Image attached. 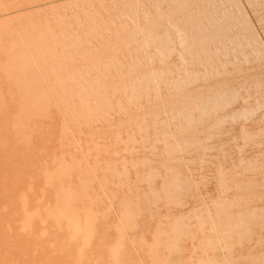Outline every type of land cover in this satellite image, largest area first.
<instances>
[{
  "label": "rangeland",
  "instance_id": "obj_1",
  "mask_svg": "<svg viewBox=\"0 0 264 264\" xmlns=\"http://www.w3.org/2000/svg\"><path fill=\"white\" fill-rule=\"evenodd\" d=\"M0 123V264H264V0H0Z\"/></svg>",
  "mask_w": 264,
  "mask_h": 264
},
{
  "label": "bare ground",
  "instance_id": "obj_2",
  "mask_svg": "<svg viewBox=\"0 0 264 264\" xmlns=\"http://www.w3.org/2000/svg\"><path fill=\"white\" fill-rule=\"evenodd\" d=\"M32 1H33V0H32ZM40 1H41V0H40ZM43 1H44V0H43ZM51 1H52V0H51ZM86 1H87V0H86ZM114 2H115V1H114ZM42 3H43V2H42ZM65 3H66V2H65ZM76 3H77V2H76ZM103 3H104V2H103ZM35 4H36V3H35ZM89 4H90V3H89ZM109 4H110V3H109ZM112 4H113V3H112ZM1 6H2V5H1ZM117 6H118V5H117ZM45 7H46V6H45ZM13 8H14V7H13ZM49 8H50V7H49ZM114 8H115V7H114ZM21 10H22V9H21ZM102 10H103V9H102ZM36 11H37V10H36ZM40 11H41V10H40ZM42 11H43V10H42ZM25 13H26V12H25ZM109 13H111V12H109ZM29 14H30V13H29ZM31 14H32V13H31ZM27 15H28V14H27ZM112 15H113V14H112ZM119 15H120V14H119ZM24 16H25V15H24ZM64 16H65V15H64ZM106 17H107V16H106ZM111 18H112V17H111ZM121 18H122V17H121ZM64 19H65V17H64ZM73 19H74V18H73ZM81 20H82V19H81ZM91 20H92V19H91ZM117 20H118V19H117ZM46 21H47V20H46ZM56 21H57V20H56ZM40 22H41V21H40ZM49 22H50V21H49ZM120 22H121V21H120ZM91 23H92V22H91ZM102 23H103V22H102ZM108 23H109V22H108ZM63 25H64V24H63ZM112 26H113V25H112ZM33 27H34V25H33ZM79 27H80V26H79ZM47 28H48V27H47ZM49 28H50V25H49ZM66 28H67V27H66ZM77 28H78V27H77ZM87 28H88V27H87ZM50 29H51V28H50ZM58 29H59V28H58ZM71 29H72V28H71ZM55 30H56V29H55ZM38 31H39V30H38ZM41 31L43 32V30H41ZM96 31H97V30H96ZM107 31H108V30H107ZM30 32H31V31H30ZM44 33H45V32H44ZM58 33H59V32H58ZM180 33H181V32H180ZM45 34H46V33H45ZM49 34H50V33H49ZM52 34H53V33H52ZM85 35H86V34H85ZM31 36H32V35H31ZM46 36H47V35H46ZM69 36H70V35H69ZM74 36H75V35H74ZM35 37H36V36H35ZM50 37H51V36H50ZM26 39H27V38H26ZM50 39H51V38H50ZM50 39H49V41H50ZM77 39H78V38H77ZM37 40H38V39H37ZM54 40H55V39H54ZM49 41H48V42H49ZM80 41H81V40H80ZM14 42H15V41H14ZM30 42H31V41H30ZM56 42H57V41H56ZM73 42H74V41H73ZM16 43H17V42H16ZM21 43H22V42H21ZM21 43H20V44H21ZM42 43H43V42H42ZM54 43H55V42H54ZM64 43H65V42H64ZM37 44H38V43H37ZM49 44H50V43H49ZM24 45H25V44H24ZM13 46H14V45H13ZM52 46H53V45H52ZM71 46H72V45H71ZM7 48H8V47H7ZM7 48H6V49H7ZM18 48H19V47H18ZM26 48H27V46H26ZM34 48H35V47H34ZM45 48H46V47H45ZM21 49H22V48H21ZM35 49H36V48H35ZM58 49H59V48H58ZM27 50H28V49H27ZM31 50H32V49H31ZM24 51H25V50H24ZM37 51H38V50H37ZM89 51H90V50H89ZM10 52H11V51H10ZM19 52H20V51H19ZM60 52H61V51H60ZM33 53H34V51H33ZM73 53H75V52H73ZM200 53H201V52H200ZM4 54H5V53H4ZM46 54H47V53H46ZM49 54H50V53H49ZM85 54H86V53H85ZM7 55H8V54H7ZM12 55H13V54H12ZM42 55H43V54H42ZM10 57H11V55H10ZM20 57H21V56H20ZM23 57H24V56H23ZM62 57H63V56H62ZM63 58H64V57H63ZM140 60H141V59H140ZM46 61H47V60H46ZM53 61H54V60H53ZM60 62H61V61H60ZM65 62H66V61H65ZM5 63H6V62H5ZM69 63H70V62H69ZM6 64H7V63H6ZM34 64H35V63H34ZM148 65H149V64H148ZM43 66H44V64H43ZM70 67H71V66H70ZM38 68H39V67H38ZM65 68H66V67H65ZM67 68H68V67H67ZM25 70H26V69H25ZM109 70H110V69H109ZM16 72H17V71H16ZM41 73H42V72H41ZM15 74H16V73H15ZM1 75H2V74H1ZM116 75H117V74H116ZM52 76H53V75H52ZM63 76H64V75H63ZM21 77H22V76H21ZM39 78H40V77H39ZM59 78H60V77H59ZM102 78H103V77H102ZM34 79H35V78H34ZM42 79H43V78H42ZM5 80H6V79H5ZM27 80H28V79H27ZM55 80H56V79H55ZM74 81H75V80H74ZM2 82H3V81H2ZM18 82H19V81H18ZM49 82H50V81H49ZM49 82H48V83H49ZM71 82H72V81H71ZM79 82H80V81H79ZM77 85H78V83H77ZM41 86H42V85H41ZM67 86H68V85H67ZM3 88H4V87H3ZM36 88H37V87H36ZM190 88H191V87H190ZM4 89H5V88H4ZM23 89H24V88H23ZM28 90H29V89H28ZM31 91H32V90H31ZM37 91H38V90H37ZM59 91H60V89H59ZM123 91H124V90H123ZM4 92H5V91H4ZM19 92H20V91H19ZM46 92H47V91H46ZM5 94H6V93H5ZM5 94H4V95H5ZM59 94H60V93H59ZM97 94H98V93H97ZM19 95H20V94H19ZM118 95H119V94H118ZM150 95H151V94H150ZM79 96H80V95H79ZM87 96H88V95H87ZM4 97H5V96H4ZM35 97H36V96H35ZM44 97H45V96H44ZM49 98H50V97H49ZM82 98H83V97H82ZM4 99H5V98H4ZM9 99H10V98H9ZM90 99H91V98H90ZM47 100H48V99H47ZM78 100H79V99H78ZM55 102H56V101H55ZM58 102H59V101H58ZM117 102H118V101H117ZM29 103H30V102H29ZM69 103H70V102H69ZM174 103H175V102H174ZM48 104H50V103H48ZM10 105H11V104H10ZM65 105H66V104H65ZM67 105H68V104H67ZM110 105H112V104H110ZM118 105H119V104H118ZM115 106H116V105H115ZM119 106H120V105H119ZM147 106H149V105H147ZM194 106H195V105H194ZM194 106H193V107H194ZM13 107H14V106H13ZM44 107L46 108V106H44ZM80 107H81V106H80ZM11 108H12V107H11ZM24 108H25V107H24ZM85 108H86V107H85ZM107 108H109V107H107ZM113 109H114V108H113ZM11 110H12V109H10V111H11ZM79 110H80V109H79ZM151 110H152V109H151ZM151 110H150V111H151ZM188 110H189V109H188ZM3 111H4V110H3ZM22 111H23V110H22ZM37 111H38V110H37ZM47 111H48V110H47ZM81 111H82V110H81ZM103 111H104V110H103ZM110 111H111V110H110ZM12 112H13V111H11V113H12ZM39 112H40V110H39ZM51 112H52V111H51ZM98 112H100V111H98ZM140 112H141V111H140ZM153 112H154V111H153ZM41 113H42V111H41ZM104 113H105V112H104ZM111 113H112V112H111ZM214 113H215V112H214ZM3 114H4V112H3ZM44 114H45V113H44ZM91 114H92V113H91ZM1 115H2V114H1ZM40 115H41V114H40ZM42 115H43V113H42ZM78 115H81V114H78ZM119 115H120V114H119ZM140 115H141V114H140ZM43 116H44V115H43ZM115 116H116V115H115ZM68 117H69V116H68ZM118 117H119V116H118ZM122 117H123V116H122ZM134 117H135V116H134ZM5 118H6V117H5ZM5 118H3V119H5ZM83 118H84V117H83ZM116 118H117V117H116ZM34 119H35V118H34ZM81 119H82V118H81ZM118 119H119V118H118ZM145 119H146V117H145ZM29 120L32 121L31 119H29ZM91 120H93V119L91 118ZM107 120H108V119H107ZM3 121H5V120H3ZM3 121H2V123H3ZM10 121H11V120H10ZM116 121H117V120H116ZM12 122H13V121H12ZM15 122H16V121H15ZM23 122H24V121H23ZM25 122H26V120H25ZM25 122H24V123H25ZM34 122H35V121H34ZM37 122H38V121H37ZM59 122H60V121H59ZM197 122H198V120H197ZM2 123H0V124H2ZM5 123H6V122H5ZM10 123H11V122H10ZM26 123H28V121H27ZM137 123H138V122H137ZM17 124H18V122H17ZM28 124H29V123H28ZM33 124H35V123H33ZM61 124H62V123H61ZM66 124H67V123H66ZM117 124H118V123H117ZM158 124H159V123H158ZM177 124H178V123H177ZM19 125H21V124H19ZM35 125H36V124H35ZM5 126H6V125H5ZM13 126H17V125L14 124ZM25 126H26V125H25ZM25 126H24V127H25ZM32 126H33V129H34V125H32ZM67 126H68V125H67ZM96 126H97V125H96ZM104 126H105V124H104ZM104 126H103V127H104ZM114 126H116V125H114ZM125 126H126V125H125ZM3 127H4V126H2V127H0V128L3 129ZM21 127H22V126H21ZM24 127H23V128H24ZM30 127H31V126H30ZM35 127H36V126H35ZM139 127H140V126H139ZM156 127H157V126H156ZM42 128H43V127H42ZM105 128H106V127H105ZM105 128H104V129H105ZM1 129H0V130H1ZM20 129H21V128H20ZM83 129H84V128H83ZM101 129H102V128H101ZM121 129H122V128H121ZM132 129H135V128H132ZM14 130H16V129L14 128ZM14 130H13V131H14ZM86 130H87V129H86ZM110 130H111V129H110ZM157 130H158V129H157ZM177 130H178V129H177ZM179 130H180V129H179ZM9 131H10V130H9ZM27 131H28V130H27ZM30 131H31V129H30ZM72 131H73V130H72ZM82 131H83V130H82ZM149 131H150V130H149ZM149 131H148V134H149ZM34 132H35V130H34ZM43 132H44V131H43ZM122 132H123V131H122ZM151 132H152V131H151ZM162 132H163V131H162ZM0 133H3V132H0ZM10 133H11V132H10ZM12 133H13V132H12ZM63 133H64V132H63ZM130 133H131V132H130ZM15 134H19V133H15ZM35 134H36V132H35ZM37 134H38V133H37ZM46 134H47V133H46ZM84 134H85V133H84ZM105 134H106V133H105ZM24 135H25V134H24ZM38 135H39V134H38ZM38 135H37V136H38ZM52 135H53V134H52ZM102 135H103V133H102ZM15 137H16V136H15ZM77 137H78V136H77ZM105 137H106V136H105ZM105 137H104V138H105ZM0 138H1V137H0ZM9 138H10V135H9ZM21 138H22V136H21ZM89 138H90V137H89ZM159 138H160V137H159ZM10 139H11V138H10ZM16 139H17V138H16ZM30 139H31V138H30ZM136 139H137V138H136ZM177 139H178V138H177ZM0 140H1V139H0ZM28 140H29V138H28ZM37 140H38V139H37ZM41 140H43V139H41ZM41 140H40V142H41ZM49 140H50V139H49ZM79 140H80V139H79ZM170 140H171V139H170ZM200 140H201V139H200ZM8 141H9V140L7 139V142H8ZM11 141H12V139H11ZM11 141H9V142H11ZM30 141H31V140H30ZM44 141H45V140H44ZM81 141H82V140H81ZM93 141H94V140H93ZM150 141H151V140H150ZM173 141H174V140H173ZM7 142H5V143H7ZM13 142H14V141H13ZM13 142H12V143H13ZM19 142H20V141H19ZM42 142H43V141H42ZM83 142H84V141H83ZM12 143H11V144H12ZM14 143H15V142H14ZM17 143H18V142H17ZM26 143H28V141H27ZM49 143H50V142H49ZM9 144H10V143H9ZM11 144H10V145H11ZM19 144H20V143H19ZM24 144H25V142H24ZM50 144H51V143H50ZM80 144H81V143H80ZM83 144H84V143H83ZM0 145H1V144H0ZM12 145H13V144H12ZM12 145H11V146H12ZM34 145H36V144H34ZM77 145H78V144H77ZM110 145H111V144H110ZM1 146H4V144L1 145ZM1 146H0V148H1ZM6 146H8V145H6ZM6 146H5V147H6ZM31 146H33V145H31ZM42 146H43V145H42ZM48 146H50V145H48ZM90 146H91V145H90ZM105 146H106V145H105ZM9 147H10V146H9ZM18 147H19V146H18ZM46 147H47V146H46ZM76 147H77V146H76ZM10 148H11V147H10ZM10 148H8V149H10ZM12 148H13V147H12ZM12 148H11V150H13ZM74 148H75V147H74ZM79 148H80V147H79ZM79 148H78V149H79ZM120 148H121V147H120ZM138 148H139V147H138ZM2 149H3V148H2ZM2 149H1V150H2ZM28 149H29V148H28ZM32 149H33V148H32ZM47 149H48V148H47ZM81 149H82V148H81ZM3 150H4V149H3ZM14 150H15V147H14ZM26 150H27V149H26ZM38 150H39V152H40V151L43 150V148H42V150H40V149H38ZM67 150H69V149H67ZM91 150H92V149H91ZM126 150H127V149H126ZM136 150H137V149H136ZM158 150H159V149H158ZM77 151H78V150H76L75 153H77ZM79 151H80V150H79ZM110 151H111V150H110ZM188 151H189V150H188ZM11 152H12V151H11ZM72 152H73V151H72ZM72 152H71V153H72ZM100 152H101V151H100ZM105 152H106V151H105ZM2 153H3V151H2ZM25 153H26V152H25ZM27 153H28V152H27ZM32 153H34V151H33ZM36 153H37V152H36ZM45 153H47V152H45ZM61 153H62V152H61ZM69 153H70V152H69ZM71 153H70V154H71ZM84 153H85V152H84ZM86 153H87V151H86ZM107 153H108V152H107ZM123 153H124V152H123ZM138 153H139V150H138ZM145 153H146V152H145ZM156 153H158V152H156ZM12 154H14V153L12 152ZM17 154H18V151H17ZM40 154H42V152L39 153V155H40ZM47 154H48V153H47ZM62 154H63V153H62ZM73 154H74V152H73ZM77 154H78V153H77ZM80 154H81V153H80ZM88 154H89V153H88ZM90 154H91V153H90ZM35 155H36V154H35ZM35 155H34V156H35ZM45 155H46V154H45ZM60 155H61V154H60ZM83 155H84V154H83ZM193 155H194V154H193ZM12 156H13V155H12ZM20 156H22V155H20ZM24 156H26V155L23 154V157H24ZM30 156H31V155H30ZM47 156H48V155H46V157H47ZM55 156H57V155H55ZM55 156H53V157H55ZM58 156H59V151H58ZM86 156H87V154H86ZM108 156H109V155H108ZM112 156H113V155H112ZM128 156H129V155H128ZM131 156H132V155H131ZM145 156H146V155H145ZM148 156H151V155H148ZM175 156H176V155H175ZM181 156H182V154H181ZM65 157H67V155H66ZM68 157H69V156H68ZM73 157H74V156H73ZM73 157H72V158H73ZM79 157H80V155H79ZM84 157H85V156H84ZM84 157H83V158H84ZM87 157H91V159H92V156H91V155H90V156H87ZM121 157H122V156H121ZM186 157H187V156H186ZM192 157H193V156H192ZM1 158H2V157H1ZM3 158H4V157H3ZM12 158H14V157H12ZM17 158H18V157H17ZM24 158H25V157H24ZM44 158H45V157H44ZM47 158H48V157H47ZM47 158H46V159H47ZM57 158H58V157H57ZM57 158H56V159H57ZM76 158L78 159V157H76ZM76 158H75V159H76ZM81 158H82V157H81ZM81 158H79V159H81ZM100 158H101V157H100ZM110 158H111V157H110ZM124 158H125V157H124ZM149 158H150V157H149ZM164 158H165V157H164ZM187 158H188V157H187ZM9 159H10V158H8V160H9ZM29 159H31V158H29ZM34 159L37 160L36 157H34ZM34 159H33V160H34ZM58 159H59V158H58ZM65 159H66V158H65ZM73 159H74V158H73ZM75 159H74V160H75ZM79 159H78V160H79ZM89 159H90V158H89ZM101 159H102V158H101ZM107 159H108V158H107ZM204 159H206V158H204ZM16 160H17V159H16ZM18 160H20V158H18ZM49 160H50V159H49ZM52 160H54V158H53ZM78 160H77V161H78ZM81 160H82V159H81ZM83 160H84V159H83ZM85 160H86V159H85ZM93 160H94V159H93ZM102 160H103V159H102ZM123 160H124V159H123ZM125 160H126V159H125ZM0 161H1V159H0ZM13 161H14V160H13ZM26 161H27V160H26ZM26 161H25V162H26ZM37 161H38V160H37ZM45 161H46V160H45ZM57 161H59V160H57ZM68 161H69V158H68ZM77 161H75V163H76ZM155 161H157V159H156ZM1 162H2V161H1ZM1 162H0V163H1ZM4 162H5V161H4ZM4 162H3V163H4ZM9 162H10V161H9ZM17 162H18V161H17ZM22 162H23L24 164H28V163H25L23 160H22ZM32 162H33V161H32ZM35 162H36V161H35ZM43 162H44V160H43ZM53 162H54V161H53ZM55 162H56V161H55ZM81 162H82V161H81ZM85 162H87V160H86ZM108 162H109V161H108ZM3 163H2V164H3ZM11 163L13 164L14 162L11 161ZM11 163H10V164H11ZM46 163H47V162H46ZM88 163H89V161H88ZM125 163H127V162H125ZM10 164H8V165H10ZM44 164H45V163H44ZM56 164H57V163H56ZM56 164H54V165H56ZM72 164H74V163H72ZM79 164H80V163H79ZM91 164H92V163H91ZM127 164H128V163H127ZM127 164H126V165H127ZM174 164H175V163H174ZM0 165H1V164H0ZM17 165H18V164H17ZM31 165H32V164H31ZM33 165L35 166L36 164L34 163ZM45 165H46V164H45ZM48 165H49V164H48ZM48 165H47V166H48ZM62 165H63V164H62ZM74 165H75V164H74ZM77 165H78V164H77ZM153 165H154V164H153ZM10 166H11V165H10ZM12 166H13V165H12ZM21 166H22V165H21ZM36 166H37V165H36ZM80 166H82V165H80ZM115 166H116V165H115ZM145 166H146V165H145ZM154 166H155V165H154ZM203 166H204V165H203ZM8 167H9V166H8ZM15 167L17 168V166H15ZM27 167H28V166H27ZM31 167H33V166H31ZM37 167H38V166H37ZM97 167H98V166H97ZM149 167H150V166H149ZM191 167H192V166H191ZM13 168H14V167H13ZM20 168H21V170H22L23 166L20 167ZM24 168H26V167H24ZM38 168H39V167H38ZM38 168H37V169H38ZM48 168H50V167H48ZM48 168H47V170L45 169L44 172H45V171H48ZM80 168H81V167H80ZM86 168H87V167H86ZM108 168H109V167H108ZM0 169H1V168H0ZM2 169H3V168H2ZM27 169H28V168H27ZM40 169H41V167H40ZM70 169H71V168H70ZM110 169H111V167H110ZM28 170H29V169H28ZM42 170H43V169H42ZM63 170H64V169H63ZM78 170H79V169H77V171H78ZM108 170H109V169H108ZM183 170H184V168H183ZM183 170H181V171H183ZM10 171H11V170H10ZM23 171H24V170H23ZM32 171H33V169H32ZM74 171H76V170H74ZM82 171H83V170H82ZM111 171H112V170H111ZM164 171H165V170H164ZM13 172H15V170H14ZM16 172H17V171H16ZM24 172H25V171H24ZM36 172H37V171H36ZM38 172L40 173L41 171H38ZM85 172H86V171H85ZM128 172H129V171H128ZM202 172H203V171H202ZM9 173H10V172H9ZM22 173H23V172H22ZM33 173L35 174V172H32V174H33ZM41 173H42V172H41ZM49 173H50V172H49ZM79 173L81 174V172H79ZM99 173H100V172H99ZM107 173H109V172H107ZM107 173H106V175H108ZM157 173H158V171H157ZM160 173H161V172H160ZM186 173H187V172H186ZM5 174H7V173H5ZM27 174H28V171H27ZM74 174H75V172H74ZM88 174H89V173H88ZM97 174H98V173H97ZM102 174H103V173H102ZM184 174H185V172H184ZM189 174H190V173H189ZM194 174H195V173H194ZM2 175H3V174H2ZM8 175H9V174H8ZM18 175H19V174H18ZM22 175H23V174H22ZM25 175H26V172H25ZM39 175H40V174H39ZM106 175H105V176H106ZM114 175H115V174H114ZM185 175H187V174H185ZM197 175H198V174H197ZM212 175H213V174H212ZM9 176H10V175H9ZM11 176H12V175H11ZM19 176H20V175H19ZM44 176H45V175H43V177H44ZM48 176H49V175H48ZM75 176H76V175H75ZM98 176H99V175H98ZM110 176H111V175H110ZM161 176H162V175H161ZM208 176H209V175H208ZM218 176H219V175H218ZM3 177H4V176H3ZM14 177H15V176H14ZM17 177H18V176H17ZM20 177L22 178V176H20ZM29 177H30V176H29ZM29 177H27V176L25 177V176H24L23 178L27 180V178H29ZM34 177H36V176L34 175ZM11 178H12V177H11ZM31 178H32V177H31ZM31 178H30V179H31ZM40 178H41V176H40ZM45 178H46V176H45ZM47 178H48V177H47ZM187 178H188V177H187ZM196 178H197V177H196ZM196 178H195V179H196ZM5 179H6V178H5ZM7 179H9V178H7ZM7 179H6V181H7ZM30 179H29V180H30ZM67 179H68V178H67ZM69 179L71 180V178H69ZM84 179H86V177H84ZM195 179H194V180H195ZM197 179H198V178H197ZM197 179H196V180H197ZM3 180H4V179H3ZM13 180H14V179H12V184L14 183ZM18 180H19V178H18ZM35 180H37V179H35ZM63 180H64V179H63ZM63 180H62V181H63ZM94 180H95V179H94ZM209 180H211V179H209ZM247 180H248V179H247ZM4 181H5V180H4ZM9 181H11V180H9ZM19 181H20V180H19ZM23 181H24V180H23ZM96 181H97V180H96ZM96 181H94V183H95ZM121 181H122V180H121ZM26 182H27V181H26ZM43 182H45V181L43 180ZM67 182H69V181H67ZM155 182H156V181H155ZM7 183H8V182H7ZM7 183H6V184H7ZM22 183H23V182H22ZM27 183L29 184V182H27ZM32 183H33V182H32ZM34 183H35V182H34ZM191 183H192V182H191ZM25 184H26V183H25ZM35 184H36V183H35ZM84 184H85V183H84ZM92 184H93V183H91V185H92ZM98 184H99V183H98ZM100 184H101V183H100ZM198 184H199V183H198ZM228 184H229V183H228ZM26 185H27V184H26ZM29 185H30V184H29ZM31 185H32V184H31ZM37 185H38V184H37ZM37 185H35V186H37ZM89 185H90V184H89ZM96 185H97V184H96ZM110 185H111V184H110ZM139 185H140V184H139ZM139 185H138V186H139ZM14 186H15V185H14ZM45 186H46V185H45ZM107 186H109V185H107ZM113 186H114V184H113ZM158 186H159V185H158ZM212 186H213V185H212ZM18 187H20L19 184H18ZM23 187H24V186H23ZM23 187H22V188H23ZM29 187H30V186H27L28 189H29ZM46 187H48V186H46ZM55 187H56V186H55ZM72 187H73V185H72ZM88 187H89V186H88ZM151 187H152V186H151ZM192 187H193V185H192ZM48 188H49V187H48ZM48 188H47V189H48ZM52 188H53V186H52ZM52 188H51V189H52ZM73 188H74V187H73ZM109 188H110V187H109ZM145 188H146V187H145ZM193 188H194V187H193ZM209 188H210V187H209ZM34 189H35V188H34ZM43 189H44V188H43ZM51 189H50V190H51ZM84 189H85V188H84ZM94 189H95V190H99L98 188H97V189L94 188ZM158 189H159V188H158ZM22 190H23V189H22ZM30 190H31V189H30ZM77 190H78V189H77ZM116 190H117V188H116ZM139 190H140V189H139ZM139 190H138V191H139ZM193 190H194V189H193ZM201 190H202V189H201ZM203 190H204V189H203ZM7 191H8V189H7ZM9 191H10V190H9ZM23 191H24V190H23ZM90 191H91V190H90ZM100 191H102V190H100ZM100 191L98 192L99 194H100ZM143 191H144V190H143ZM34 192H35V191H34ZM36 192H37V191H36ZM41 192H42V191H41ZM55 192H56V191H55ZM115 192H116V191H115ZM200 192H201V191H200ZM12 193H13V192H12ZM22 193H23V192H22ZM38 193H39V191H38ZM47 193H48V192H47ZM50 193H52V192L50 191ZM80 193H81V192H80ZM89 193H92V192H89ZM10 194H11V193L9 192V195H10ZM24 194H25V193H24ZM40 194H41V193H40ZM99 194H97V195H99ZM4 195H5V194H4ZM29 195H30V194H29ZM31 195H32V194H31ZM31 195H30V196H31ZM41 195H42V194H41ZM43 195L45 196L46 193H45V194L43 193ZM47 195H48V194H47ZM52 195H53V194H52ZM101 195H102V194H101ZM118 195H119V194H118ZM199 195H200V194H199ZM10 196H11V195H10ZM25 196H27V195H25ZM25 196H24V198H25ZM49 196H50V195H49ZM49 196H48V197H49ZM54 196H55V195H54ZM75 196H76V195H75ZM83 196H84V195H83ZM92 196H93V195H92ZM94 196H95V194H94ZM133 196H135V195H133ZM141 196H142V195H141ZM18 197H19V196H18ZM22 197H23V194H22ZM32 197H33V196H31V198H32ZM42 197H43V196H42ZM84 197H85V196H84ZM6 198H7V196H6ZM28 198H29V197H28ZM28 198H27V199H28ZM53 198H55V197H53ZM125 198H126V197H125ZM131 198H132V197H131ZM140 198H141V197H140ZM149 198H150V197H149ZM201 198H202V197H201ZM215 198H216V197H215ZM17 199H18V198H17ZM27 199H26V200H27ZM39 199H40V198H39ZM42 199H43V198H41V200H42ZM49 199H50V198H49ZM80 199H81V198H80ZM85 199H86V198H85ZM91 199H92V198H91ZM97 199H98V198H97ZM97 199H96V200H97ZM6 200L8 201L9 199H6ZM6 200H5V202H7ZM20 200H21V198H20ZM31 200H32V199H31ZM51 200H52V198L50 199V203H51ZM53 200H55V199H53ZM99 200H100V199H99ZM141 200H142V199H141ZM151 200H152V199H151ZM0 201H1V200H0ZM21 201H22V200H21ZM29 201H30V200H29ZM29 201H28V202H29ZM43 201H44V200H43ZM55 201H57V200H55ZM82 201H83V198H82ZM189 201H190V200H189ZM191 201H192V200H191ZM209 201H210V200H209ZM23 202H26V201L24 200ZM23 202H22V204H23ZM39 202H40V200H39ZM48 202H49V201H48ZM95 202H98V200L95 201ZM104 202H105V201H104ZM107 202H108V201H106V203H107ZM195 202H196V201H195ZM26 203H27V202H26ZM44 203H45V205H46V202H45V201H44ZM44 203H43V204H44ZM50 203H49V206H50ZM59 203H60V202H59ZM73 203H74V201H73ZM108 203H109V202H108ZM143 203H144V202H143ZM19 204H20V202H19ZM28 204H30V202L27 203V205H28ZM31 204H32V203H31ZM40 204H41V203H40ZM43 204H42V205H39V206H43ZM52 204H53V203H52ZM84 204H86V203H84ZM95 204H96V203H95ZM97 204H98V203H97ZM113 204H114V203H113ZM115 204H116V203H115ZM162 204H163V203H162ZM6 205H7V204H5V205H3V206H6ZM16 205H17V204H16ZM24 205H25V204H24ZM78 205H79V204H78ZM158 205H159V204H158ZM160 205H161V204H160ZM187 205H188V203H187ZM13 206H14V205H13ZM13 206H11V207H13ZM19 206H20V205H19ZM34 206H35V205H34ZM34 206H33V207H34ZM47 206H48V203H47ZM76 206H77V205H76ZM116 206H117V205H116ZM173 206H174V205H173ZM195 206H196V205H195ZM7 207H8V206H7ZM11 207H9L10 210H11ZM15 207H16V206H15ZM15 207H14V208H15ZM20 207H21V206H20ZM33 207H32V208H33ZM55 207H56V205H55ZM55 207H54V208H55ZM14 208H13V209H14ZM40 208H41V207H40ZM78 208H79V207H78ZM0 209H3V207H1ZM4 209H5V212L10 211L9 209H7V210H6V208H4ZM4 209H3V210H4ZM41 209H42V208H41ZM95 209H96V208H95ZM95 209H94V210H95ZM115 209H116V208H115ZM117 209H118V208H117ZM155 209H156V208H155ZM29 210H30V209H29ZM33 210H34V209H33ZM33 210H32V211H33ZM43 210H44V209H43ZM47 210H51V209H47ZM96 210H97V209H96ZM54 211H55V210H54ZM164 211H165V210H164ZM186 211H187V210H186ZM11 212H12V214H14V213H13V210H12ZM16 212H17V211H16ZM24 212H25V211H24ZM35 212H36V211H35ZM56 212H57V210H56ZM118 212H119V211H118ZM160 212H161V211H160ZM18 213H19V211H18ZM27 213H28V212H27ZM42 213H43V212H42ZM116 213H117V212H116ZM154 213H155V212H154ZM154 213H153V214H154ZM169 213H170V211H169ZM169 213H168V214H169ZM4 214H6V213H4ZM9 214H11V213L9 212ZM24 214H25V213H24ZM32 214H33V212H32ZM34 214H35V213H34ZM45 214H46V213H45ZM47 214H48V213H47ZM164 214H165V213H164ZM35 215H36V214H35ZM12 216H14V215H12ZM12 216H11V217H12ZM24 216H25V215H24ZM159 216H161V214H160ZM25 217H26V216H25ZM27 217H28V216H27ZM42 217H43V216H42ZM44 217H45V216H44ZM81 217H83V216H81ZM13 218H14V217H13ZM34 218H35V217H34ZM38 218H39V217H38ZM46 218H47V216H46ZM14 219H15V218H14ZM10 220H11V218H10ZM27 220H28V219H27ZM36 220H37V219H36ZM39 220H40V219H39ZM43 220H44V219H43ZM43 220H42V221H43ZM47 220H50V219L47 218ZM8 221H9V217H8ZM17 221H18V220H17ZM29 221H30V220H29ZM50 221H51V220H50ZM117 221H118V219H117ZM163 221H164V220H163ZM6 222H7V221H6ZM21 222H22V221H21ZM32 222H33V221H32ZM45 222H46V221H45ZM64 222H65V221H64ZM25 223H26V222H25ZM105 223H106V222H105ZM119 223H120V222H119ZM154 223H155V222H154ZM5 224H6V223H5ZM10 224H12V223H10ZM18 224H20V222H19ZM29 224H30V223H29ZM35 224H36V226H37V225H39L40 223L37 224V221H36ZM35 224H34V225H35ZM42 224H43V223H42ZM42 224H40V225H42ZM53 224H54V223H53ZM53 224H52V226H53ZM65 224H66V223H65ZM190 224H191V223H190ZM15 225H16V223H15ZM71 225H72V228H73V231H74V232H76V233L79 232V229H78V223H77L76 220H73V222H71ZM107 225H109V224H107ZM13 226H14V225H13ZM13 226H12V227H13ZM17 226H18V225H17ZM17 226H16V227H17ZM46 226H47V225H46ZM54 226H55V225H54ZM16 227H15V228H16ZM20 227H21V225H20ZM27 227H28V226H27ZM37 227H38V226H37ZM39 227H42V226H39ZM50 227H51V225H50ZM50 227H49V229H50ZM58 227H59V226H58ZM107 227H108V226H107ZM113 227H114V226H113ZM108 228H109V227H108ZM149 228H150V227H149ZM27 229H28V228H27ZM34 229H35V228H34ZM42 229H44V228L42 227ZM52 229L54 230V229H56V228H55V227H54V228L52 227ZM165 229H166V228H165ZM17 230H18V229H17ZM32 230H33V229H32ZM37 230H38V229H37ZM50 230H51V229H50ZM50 230L47 231V232H48V234L46 233L47 235L51 234V231H50ZM98 230H99V228H98ZM19 231H20V230H19ZM27 231H28V230H27ZM33 231L35 232V230H33ZM58 231H59V229H58ZM34 232H33V234H34ZM49 232H50V233H49ZM65 232H66V231H64V233H65ZM12 233H13V232H12ZM20 233H21V231H20ZM55 233H56V231H55ZM55 233H54V234H55ZM151 233H152V232H151ZM22 234H24V233H22ZM26 234H27V233H26ZM52 234H53V233H52ZM52 234H51V236H53ZM58 234H60V232H59ZM58 234H57V235H58ZM80 234H81V233H80ZM29 235H30V234H29ZM39 235H40V233H39ZM47 235H46V236H47ZM62 235H64V234L62 233ZM24 236H27V235H24ZM51 236H50V237H51ZM8 237H9V236H8ZM40 237H41V236H39V238H40ZM48 237H49V236H48ZM55 237H56V234H55ZM63 237H64V236H63ZM67 237H69V236L67 235ZM150 237H151V236H150ZM216 237H217V236H216ZM12 238H13V236H12ZM24 238H26V237H24ZM27 238H28V237H27ZM29 238H30V236H29ZM31 238H32V237H31ZM36 238H37V237H36ZM36 238H35V239H36ZM60 238H61V237H60ZM60 238L58 237V239H56V240H59ZM69 238H70V237H69ZM146 238H147V237H146ZM20 239H21V238H20ZM47 239H48V238H47ZM47 239H46V240H47ZM49 239H50V238H49ZM84 239H85V238H84ZM46 240H43V239H42L41 241H46ZM61 240H62V239H61ZM94 240H95V239H94ZM98 240H99V238H98ZM98 240H97V241H98ZM48 241H49V240H48ZM59 241H60V240H59ZM66 241H67V240H66ZM66 241H65V242H66ZM68 241H69V240H68ZM20 242H21V241H20ZM56 242H58V241H56ZM69 242H70V241H69ZM69 242H67V243H65V244H68ZM100 242H101V241H100ZM38 243H39V241H38ZM48 243H50V242H48ZM59 244H60V243H59ZM71 244H72V243H71ZM96 244H97V243H96ZM15 245H17L16 242H15ZM48 245H49V244H48ZM36 246H37V244H36ZM64 246H65V245H64ZM68 246H69V244H68ZM68 246H67V248L69 249ZM71 246H72V245H71ZM42 247H45L44 244H43ZM47 247H48V246H47ZM47 247H46V248H47ZM32 248H33V247H32ZM46 248H44V249H46ZM50 248H52V246H50ZM50 248H49V249H50ZM53 248H54V247H53ZM65 248H66V247H64V249H65ZM74 248H76V247H73L72 249H74ZM191 248H192V247H191ZM54 249H55V248H54ZM54 249H52L53 251H51V252H54ZM60 249H61V247H60ZM68 249H67V250H68ZM72 249H71V250H72ZM34 250H35V246H34ZM34 250H33V251H34ZM39 250H40V249H39ZM26 251L28 252L27 248H26ZM30 251H31V250H30ZM37 251H38V250H37ZM44 251H45V250H44ZM44 251L41 250V252H44ZM58 251H60V250H58ZM62 251H63V250H62ZM27 252H26V253H27ZM38 252H39V251H38ZM46 252H47V251H46ZM64 252H66V250H65ZM95 252H96V251H95ZM165 252H166V251H165ZM245 252H246V251H245ZM30 253L32 254V252H30ZM30 253H28V255H27V257H28L27 260L30 258V257H29V254H30ZM35 253H36V252H35ZM49 253H50V252H49ZM56 253H57V252H56ZM58 253H59V252H58ZM61 253H62V252H61ZM68 253L71 254V252H68ZM187 254H188V253H187ZM15 255H16V254H15ZM17 255H18V253H17ZM17 255H16V257H17ZM24 255H25V254H24ZM42 255H43V254H42ZM46 255H47V253H46ZM49 255H50V254H49ZM25 256H26V255H25ZM51 256L54 257V254H52ZM70 256H71V255H70ZM37 257H38V256H37ZM40 257H41V259H42V256H40ZM40 257H38V258L40 259ZM43 257H45V255H44ZM48 257H49V256H48ZM76 257H77V256H76ZM76 257H74V259H75ZM93 257H94V256H93ZM95 257H96V256H95ZM193 257H195V256H193ZM31 258H33V256H31ZM31 258H30V259H31ZM34 258H35V256H34ZM45 258H46V257H45ZM63 258H65V257H63ZM97 258H98V257H97ZM103 258H105V257H103ZM19 259H21V258H19ZM22 259H23V257H22ZM24 259H25V257H24ZM49 259H50V258H49ZM51 259H52V258H51ZM51 259H50V260H51ZM68 259H69V257H68ZM68 259H66V261H67ZM70 259H72V258H70ZM76 259H77V258H76ZM76 259H75V260H76ZM83 259H84V258H83ZM106 259H107V258H106ZM106 259H105V260H106ZM36 260H37V258H36ZM42 260H43V259H42ZM58 260H59V258H58ZM58 260H56V261L59 262L60 260H59V261H58ZM78 260H80V258H79ZM99 260H100V259H99ZM106 261H107V260H106ZM20 262H21V260H20ZM31 262L33 263V261H31ZM35 262H36V261H35ZM35 262H34V263H35ZM42 262H43V261H42ZM57 262H56V263H57ZM78 262H79V261H78ZM82 262H83V261H82ZM84 262H85V260H84ZM47 263H48V262H47ZM53 263H54V262H52V264H53ZM64 263H65V261H64ZM86 263H87V262H86ZM101 263H102V262H101ZM23 264H24V263H23ZM26 264H27V262H26ZM30 264H31V263H30ZM42 264H43V263H42ZM44 264H45V262H44ZM65 264H66V263H65ZM67 264H68V261H67ZM71 264H72V263H71ZM75 264H76V263H75ZM77 264H79V263H77ZM90 264H91V263H90ZM102 264H103V263H102ZM104 264H105V263H104Z\"/></svg>",
  "mask_w": 264,
  "mask_h": 264
}]
</instances>
